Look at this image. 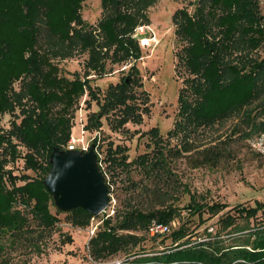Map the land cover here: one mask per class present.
<instances>
[{"label":"trees","instance_id":"1","mask_svg":"<svg viewBox=\"0 0 264 264\" xmlns=\"http://www.w3.org/2000/svg\"><path fill=\"white\" fill-rule=\"evenodd\" d=\"M81 1L0 0V142L5 141L16 163L34 173L4 175V158L0 156V264H8L5 248L26 229L27 216L36 225L48 227L60 212L49 210L52 199L41 178L48 169L51 147L64 149L78 97L85 92V106L91 99L98 105L88 111L86 128L100 126V117L108 112L114 113L108 123L118 127L137 109L130 89L134 79L129 80L128 75L126 81L121 76L101 95L90 81L104 71L105 57L121 63L138 55L139 46L130 33L136 24L148 22L145 9L154 0H98L100 41L85 29L79 12ZM260 1L194 0L191 13L183 7L173 11L174 33L187 43L177 56L186 75L181 80L184 84L177 88V112L170 132L179 126L178 115L195 126L214 123L237 111L242 114L240 121L248 124L257 114L244 106L258 95L264 82V54L259 52L264 44V4L261 6ZM76 47L86 52L83 74L68 77L58 62ZM128 70L133 67L129 65ZM88 71H93L92 76ZM14 80L17 90L12 87ZM3 113L6 117L1 120ZM259 124L264 126V118ZM148 131L157 135L153 128ZM221 142L202 145L195 151L200 162L216 161ZM181 143L174 152L192 149L190 141ZM104 149L105 166L126 170L132 163L129 168L138 166L148 175L156 168L169 172L166 153L161 149L155 150L157 155L149 162L144 152L127 160L126 148L117 143L108 142ZM224 207L221 203L195 206L190 198L182 207L144 212L128 200L119 211L113 210L112 215L100 220L86 240V253L93 262L106 261L137 246L143 239L134 231L144 229L149 219L168 222L178 215V208L199 219L201 212L211 216ZM258 213L264 215V199L250 206L234 205L217 216L214 233L205 230L198 241H189L185 221L180 222L169 231V246L150 256L125 258L123 264H264V223L230 231L249 229L228 245L217 237L219 231L233 226L236 217L247 223ZM62 214L71 226L79 228L93 217L79 207Z\"/></svg>","mask_w":264,"mask_h":264},{"label":"rangeland","instance_id":"2","mask_svg":"<svg viewBox=\"0 0 264 264\" xmlns=\"http://www.w3.org/2000/svg\"><path fill=\"white\" fill-rule=\"evenodd\" d=\"M80 4L79 12L83 23L86 24L85 29L100 41L101 31L97 20L101 10L98 0H82ZM263 4L264 1L261 0L260 5ZM193 5L194 0H154L145 9L148 22L140 23L147 24L148 27L144 33L134 37L139 46L138 55L121 63L105 57L104 71L91 77L90 83L96 86L101 95V91L114 86L121 76L128 75L129 80L134 79L130 82V89L134 92L137 109L118 127H111L112 121L111 125L108 123L109 118L114 115L113 112L100 117L101 147L104 152V147L110 142L112 145L117 143L126 148L127 160L144 152L147 155L146 162H149L157 155L156 149L166 153L165 161L169 172L156 168L148 175L138 169V166L129 168L132 163L127 165L126 170L117 166H104L105 174L112 185L113 210L119 211L128 200L144 212L165 209L167 206L182 207L190 198L191 204L195 206L224 204L225 207L214 215L209 216L201 212L199 219L191 213L188 214L185 209H177L178 215L170 220L173 221L171 229L185 221L189 241H198L205 230L211 235L214 233L217 216L228 208L234 205L250 206L255 200L264 199V157L253 153L247 146V139L264 129V126L259 124L264 118V82L258 95L244 106L257 113L250 123L240 121V111L232 112L214 123L195 126L186 123L178 115L179 126L170 132L177 112V88L184 84L181 80L186 75L185 68L177 56L182 53L181 48L187 43L175 35L172 13L178 7H183L186 12L191 13ZM263 11L264 8L261 7V12ZM139 36H146V42L141 43ZM259 52L264 54V44L259 48ZM85 57L86 52L76 47L69 57L61 58L58 65L68 77L74 73L82 76ZM129 65L133 70H128ZM88 72L89 76H92L93 71ZM12 87L18 89L16 80L12 82ZM86 96L83 92L77 103L73 104L75 107L72 109L73 119L69 132L71 130L75 138L79 136L78 109L80 108V117L86 121L88 111L98 107L93 99L85 106L83 98ZM1 116V120H4L6 113ZM150 128L155 129L157 135H152L148 131ZM84 135L85 138L87 134ZM184 140L193 144L192 149L187 152H174L176 147L182 146L181 142ZM219 140L223 142L219 146L220 155L216 161L211 164L200 162L195 151L202 145H211ZM0 156L4 158L1 163L4 175L34 174L12 159L5 141L0 142ZM15 179L17 182L22 181ZM54 209L53 204L49 205L51 213H54ZM231 212L232 210L229 211ZM256 216L247 223L243 218L236 217L233 226L219 231L220 235L217 237L222 239V244H230L232 238L249 229L241 232L230 231L239 230L244 226L253 229L259 222L264 223L263 214L258 213ZM56 217L51 225L44 227L41 224L36 225L35 221L27 216L26 229L15 234V240L5 248L8 264H123L125 258L150 256L170 245L169 232L152 238L142 229L134 231L143 239L137 246L119 252L106 261L93 262L86 253L85 227L71 226L62 212L56 213ZM98 218V214L94 215L91 223Z\"/></svg>","mask_w":264,"mask_h":264},{"label":"water","instance_id":"3","mask_svg":"<svg viewBox=\"0 0 264 264\" xmlns=\"http://www.w3.org/2000/svg\"><path fill=\"white\" fill-rule=\"evenodd\" d=\"M41 183L60 212L79 207L96 215L106 205L108 187L96 163L92 142L85 151L52 146Z\"/></svg>","mask_w":264,"mask_h":264},{"label":"built area","instance_id":"4","mask_svg":"<svg viewBox=\"0 0 264 264\" xmlns=\"http://www.w3.org/2000/svg\"><path fill=\"white\" fill-rule=\"evenodd\" d=\"M147 27H148L147 24H136L133 27V30L130 33V35L133 37H136V35H140L141 33H144V30ZM138 40L141 43H143L142 40H144V42H146L147 37L146 36H139ZM78 110L79 111H77V112L79 114V117H78L79 136L76 138L73 137L71 134V130H70L68 137L64 143L63 148L64 149H78L80 151H85V150H87L89 143L92 142L93 143V151H94L95 156H96V163H97L99 169L101 168V170L103 171L102 174L104 177V181L106 182L107 187H108L106 205L98 213L100 218L95 220V222L92 224L91 221L94 218V215H93V217H90L88 224L85 226V230L87 232V238H88L89 236H91L93 234L95 227L97 226V224L100 222V220L102 218H105V217L113 214L114 198H113V195L111 193V190H112L111 182H109V179H108V177L104 171L105 161H104V151L101 147L102 140H101V135H100V127L98 126V127L89 128V129L86 128L85 118L82 119L80 117V108ZM72 119H73V116L70 119V124H71ZM85 133L87 134V136L84 138ZM247 146L253 153L264 157V129L260 130L259 132H257L253 136L249 137L247 139ZM172 222L173 221L161 222V221H157L153 218L149 219V221L146 223L145 228H144L145 233L149 237L163 236L171 230V227L173 226Z\"/></svg>","mask_w":264,"mask_h":264},{"label":"bare ground","instance_id":"5","mask_svg":"<svg viewBox=\"0 0 264 264\" xmlns=\"http://www.w3.org/2000/svg\"><path fill=\"white\" fill-rule=\"evenodd\" d=\"M142 41H144V40H142Z\"/></svg>","mask_w":264,"mask_h":264}]
</instances>
